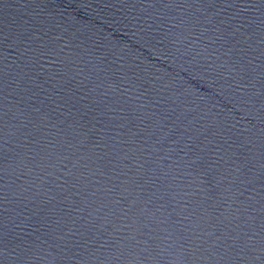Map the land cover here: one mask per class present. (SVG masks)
<instances>
[{"label":"water","instance_id":"95a60500","mask_svg":"<svg viewBox=\"0 0 264 264\" xmlns=\"http://www.w3.org/2000/svg\"><path fill=\"white\" fill-rule=\"evenodd\" d=\"M0 264H264V0H0Z\"/></svg>","mask_w":264,"mask_h":264}]
</instances>
